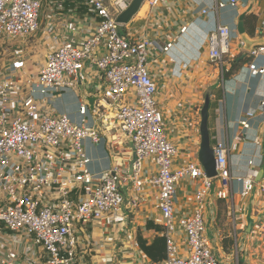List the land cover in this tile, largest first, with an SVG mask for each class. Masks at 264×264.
<instances>
[{
    "label": "built area",
    "instance_id": "obj_1",
    "mask_svg": "<svg viewBox=\"0 0 264 264\" xmlns=\"http://www.w3.org/2000/svg\"><path fill=\"white\" fill-rule=\"evenodd\" d=\"M73 1L93 15L94 32L83 38L68 34L62 41L55 36L35 65L31 55L39 46L43 1L0 0V264H77L81 225L119 215L127 182L136 193L147 185L157 192L167 255L156 264H221L208 235L206 210L211 200L229 198V155L237 144L213 146L216 177L206 176L199 159L178 164V148L169 136L150 70L155 52H168L173 42L160 46L122 32L117 17L132 0ZM228 3L238 1H217L202 11ZM188 29L184 25L181 33ZM231 37L232 29L222 24L207 35L212 62L222 65ZM262 54L264 45L248 51L253 57ZM250 69L264 73L256 63ZM86 83L90 87L83 97L79 93ZM69 92L78 97L77 119L57 105ZM260 104L264 107V101ZM254 115L248 111L241 126L249 128ZM105 138L114 161L105 171L94 172L86 144L99 145ZM126 144L133 153L128 163L115 150ZM148 160L155 166L150 172L145 171ZM258 174L248 168L243 196L254 191ZM186 178L202 186L195 192V210L177 218V188ZM177 228L186 235L184 252Z\"/></svg>",
    "mask_w": 264,
    "mask_h": 264
},
{
    "label": "crops",
    "instance_id": "obj_2",
    "mask_svg": "<svg viewBox=\"0 0 264 264\" xmlns=\"http://www.w3.org/2000/svg\"><path fill=\"white\" fill-rule=\"evenodd\" d=\"M42 1L41 27L36 35V41L39 40L36 48L42 56L55 36L62 41L68 34L83 38L94 32L96 20L79 1L48 0L46 5ZM217 1L230 0H165L155 7L145 0L121 30L134 39H153L160 46L173 42L168 52H155L150 70L158 84V104L169 136L178 148V164L198 159L201 110L207 92L211 91L212 144H237V148L229 155L232 175L229 198L211 200L206 210L208 235L221 264H264V172L254 191L248 196L242 194V179L248 168L252 166L259 173L264 170V107L260 104L264 101V73L254 74L250 69L252 63L264 67V54L248 55L237 29L242 14L254 15L253 34L247 30L244 17L246 34L256 41L254 46L264 45V0H237L236 5L228 3L203 13V9H212ZM220 24L232 29L230 52L222 65L212 62L205 48L207 35ZM184 25L189 29L181 33ZM89 87L86 83L79 94L85 97ZM77 100V95L69 92L57 105L77 119ZM248 111H255V115L245 129L240 120ZM103 141L99 145L86 144L94 172L105 171L114 161L107 139ZM115 150L124 163L132 160L129 144L116 146ZM154 168L152 161L145 162L146 172ZM201 186V181L189 178L178 185L177 218L195 210V192ZM122 191L125 204L119 215L106 217L99 224L81 225L77 264H115L116 256L120 264H156L159 260L151 253L159 256L163 248L166 257L156 190L147 185L142 193H136L127 182ZM185 238V232L177 228L181 252L185 250Z\"/></svg>",
    "mask_w": 264,
    "mask_h": 264
},
{
    "label": "water",
    "instance_id": "obj_3",
    "mask_svg": "<svg viewBox=\"0 0 264 264\" xmlns=\"http://www.w3.org/2000/svg\"><path fill=\"white\" fill-rule=\"evenodd\" d=\"M145 0H132L127 9H125L122 13H120L117 17V21L121 24L128 23L132 17L137 13L142 3ZM244 17L245 14H242L237 29L241 34V42L242 47L245 50H252L256 41L251 40L247 34L244 25ZM257 46V45H256ZM210 100H211V91H208L205 97V103L201 110V124H200V132H201V143L198 152V159L201 165L203 166L206 176L209 178L216 177L218 175L216 169V156L212 144V136L209 129V108H210ZM132 168V165H131ZM264 170L260 171L257 181H259L263 175Z\"/></svg>",
    "mask_w": 264,
    "mask_h": 264
},
{
    "label": "trees",
    "instance_id": "obj_4",
    "mask_svg": "<svg viewBox=\"0 0 264 264\" xmlns=\"http://www.w3.org/2000/svg\"><path fill=\"white\" fill-rule=\"evenodd\" d=\"M254 21H255V16L254 15H247V16H245V23H246V26H247V30L251 34L254 33L253 29L251 28V23H253ZM160 251H161V255H159V256H155L153 253H151V255H153V258L155 260H159L160 261V259L163 260L165 258L164 257V248H163V250L160 249Z\"/></svg>",
    "mask_w": 264,
    "mask_h": 264
},
{
    "label": "rangeland",
    "instance_id": "obj_5",
    "mask_svg": "<svg viewBox=\"0 0 264 264\" xmlns=\"http://www.w3.org/2000/svg\"><path fill=\"white\" fill-rule=\"evenodd\" d=\"M44 3L46 5L48 3V0H44ZM81 10H83V9H81ZM31 56H32V60L35 61V65L38 63L37 61H40L42 59V54H40V51L37 48L33 49V53ZM210 218H211V214H210Z\"/></svg>",
    "mask_w": 264,
    "mask_h": 264
},
{
    "label": "bare ground",
    "instance_id": "obj_6",
    "mask_svg": "<svg viewBox=\"0 0 264 264\" xmlns=\"http://www.w3.org/2000/svg\"><path fill=\"white\" fill-rule=\"evenodd\" d=\"M146 1H148L150 3V0H146Z\"/></svg>",
    "mask_w": 264,
    "mask_h": 264
}]
</instances>
